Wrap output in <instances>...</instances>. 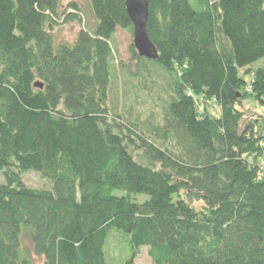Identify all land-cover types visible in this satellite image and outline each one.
Wrapping results in <instances>:
<instances>
[{
    "label": "trees",
    "instance_id": "16d2710c",
    "mask_svg": "<svg viewBox=\"0 0 264 264\" xmlns=\"http://www.w3.org/2000/svg\"><path fill=\"white\" fill-rule=\"evenodd\" d=\"M191 1L148 0L151 61L126 0H0V264H107L111 228L120 264H264V178L245 159L264 130L242 108H264V63L240 76L264 61V0ZM115 53L128 78L174 76L161 122L115 113Z\"/></svg>",
    "mask_w": 264,
    "mask_h": 264
},
{
    "label": "rangeland",
    "instance_id": "374dc122",
    "mask_svg": "<svg viewBox=\"0 0 264 264\" xmlns=\"http://www.w3.org/2000/svg\"><path fill=\"white\" fill-rule=\"evenodd\" d=\"M72 0H62L67 3ZM191 3L202 10L207 9L205 0H198ZM78 33V27L70 25L57 30L58 38L64 42H72ZM263 62L248 67L240 71V76H244L246 71L256 72L263 66ZM112 79L116 92L115 113L122 114L129 123L137 122L140 119L154 116L158 122L162 121L163 101L168 97L170 91V83L174 80V76L163 73L160 68L154 67L148 63V70H144L142 80H134L128 78L125 71L117 65V54L115 53L111 60ZM247 82L251 77L247 76ZM247 91V89H246ZM243 110L245 111V121L256 120V129L264 130V108H262L255 100L253 95L246 94L243 99ZM204 111L214 118L221 116L220 107L215 102L204 103L202 107ZM167 149H176L173 142L165 146ZM260 152L252 156H246L251 165H256L262 178H264V135L259 142ZM24 184L31 189H47V185L41 176L37 173L30 172L23 178ZM0 183L3 178L0 176ZM143 200V199H142ZM105 257L107 264H120L130 255L128 245V236L115 228H111L108 232L105 245Z\"/></svg>",
    "mask_w": 264,
    "mask_h": 264
},
{
    "label": "water",
    "instance_id": "95a60500",
    "mask_svg": "<svg viewBox=\"0 0 264 264\" xmlns=\"http://www.w3.org/2000/svg\"><path fill=\"white\" fill-rule=\"evenodd\" d=\"M128 16L133 24L134 45L141 58L151 61L159 59V53L152 43L148 30L149 2L148 0H126ZM36 87L43 88L40 83Z\"/></svg>",
    "mask_w": 264,
    "mask_h": 264
}]
</instances>
